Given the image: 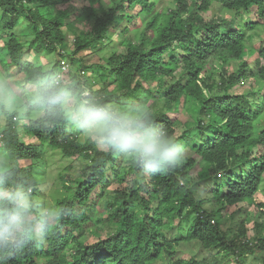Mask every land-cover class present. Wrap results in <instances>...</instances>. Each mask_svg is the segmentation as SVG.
Wrapping results in <instances>:
<instances>
[{
    "label": "trees",
    "instance_id": "1",
    "mask_svg": "<svg viewBox=\"0 0 264 264\" xmlns=\"http://www.w3.org/2000/svg\"><path fill=\"white\" fill-rule=\"evenodd\" d=\"M77 1L0 0V84L15 79L22 92L13 111L0 102V158L3 151L13 164L0 162V206L22 190L38 205L45 148L85 162L76 178L61 174L66 192L44 238L0 252V264H248L258 253L264 264V221L253 242L245 221L225 228L232 207L256 209L264 220V203L254 202L264 188V47L254 42L264 31V0H219L224 15L211 20L204 15L214 0H174L167 11L162 0ZM74 22L89 29L75 31L69 53ZM43 55L54 58L49 70L29 59ZM49 81L87 89L120 111L135 108L188 154L149 173L83 141L65 114L29 106L26 86ZM181 110L190 119L182 121ZM208 182L211 197L198 196ZM90 235L97 238L88 242ZM191 246L197 254L179 257Z\"/></svg>",
    "mask_w": 264,
    "mask_h": 264
},
{
    "label": "clouds",
    "instance_id": "2",
    "mask_svg": "<svg viewBox=\"0 0 264 264\" xmlns=\"http://www.w3.org/2000/svg\"><path fill=\"white\" fill-rule=\"evenodd\" d=\"M32 92L29 106L43 108L45 114L61 113L92 141L109 150H117L135 161L149 173L179 166L183 150L169 134L146 117L118 110L102 103L87 89L77 92L59 81L37 83L27 89ZM22 95L13 85L0 84V96ZM0 206V252L14 250L34 237L42 240L52 223L42 206L34 205L30 193H14L11 203ZM38 209L39 215L33 210Z\"/></svg>",
    "mask_w": 264,
    "mask_h": 264
},
{
    "label": "rangeland",
    "instance_id": "3",
    "mask_svg": "<svg viewBox=\"0 0 264 264\" xmlns=\"http://www.w3.org/2000/svg\"><path fill=\"white\" fill-rule=\"evenodd\" d=\"M77 2H84L83 0H78ZM68 6V5H67ZM67 6H58V9H65ZM176 6V2H174V0H162V4L160 6V8L165 9V11L170 10V9H174V7ZM222 5L221 2H219V0H214L213 3L210 6L209 11L204 15L206 20H211L213 18H217V17H221L222 15H224L223 10H222ZM76 9V8H75ZM43 11H46V9H43ZM46 14V12H44ZM0 15H1V10H0ZM253 14L250 15V18H252ZM248 18V16H247ZM27 20L22 21V24L24 25V27H27ZM73 26H71V32L67 31L68 29L64 28L65 32H68V37H67V47H68V52H72L73 48H74V39H75V31H78V33L80 32L81 29H89V26L83 23H77L74 22V24H72ZM124 26V25H123ZM20 32H18L19 34ZM121 37L120 35H114L113 39L114 41H117V39ZM256 45H260L264 47V31L260 32L259 36L255 37L254 40ZM248 52H252V49H249ZM247 56L249 57V53H246ZM30 60H32L34 63H37L38 65H43L45 70H49L50 68H52L53 66V61L54 58L53 56H46L43 55L40 58L39 57H29ZM254 59L251 58L249 61H253ZM70 65L68 64L67 67H69ZM217 72L220 73V65H217ZM77 68V67H75ZM83 73V72H82ZM22 78H19L18 81H20ZM10 84H12L15 89L18 90V86L17 84H15V79H12L10 81ZM3 85H5L3 83ZM252 85V82H244V84H240L239 87L235 88L234 91H238V92H243L245 89L250 88ZM31 86H26V89H28ZM113 89V88H111ZM257 91V89H255ZM184 102V99L182 100ZM0 102H4L7 110L8 111H13L15 110V106H14V102L12 100V97L8 98L6 96H0ZM181 108V107H180ZM20 110H27L28 108H24L22 107ZM35 117H40L41 113L38 114H34ZM177 115V114H175ZM179 117L182 121H187L189 118L188 114L186 112H184L183 110H181V112L179 113ZM28 122V119H22L21 120V125L26 124ZM6 120H5V116H0V128H3V126L5 125ZM262 126H264V120L262 122ZM80 131V130H78ZM179 131H183V129H180ZM80 138L84 141L87 138H89L86 134L81 133L79 134ZM26 141H29L28 138H26ZM30 141H33L32 139H30ZM1 145V142H0ZM98 146L101 149H106L107 147L105 146H101L98 144ZM184 155L188 154V148L184 151L183 153ZM1 155L2 157L0 158V162L1 164H4V166L6 165H11L13 166L12 162L5 156V153L3 151H1ZM192 156V154L190 155ZM188 156V157H190ZM43 157L45 158V164H43V171L45 176H41L42 178V184L40 186V200H37L38 205L42 206L44 205V209L45 211H47L49 213V217L51 218L52 221H54V217L56 216V208H55V202L57 199H62L64 196L63 194L66 192V190L63 188L62 186V180L60 179V176L63 172H69V175L72 178H76L79 174V172L81 171L82 166L85 164V162L82 159H77V158H66L63 156V153L59 150H54L51 148H45L43 150ZM30 162L28 161H24L23 164L24 165H28ZM207 183V182H206ZM201 185V184H200ZM212 189V184L210 182H208V184H204L203 186H198L197 188V195H203V196H207L211 197V195L209 194V190L211 191ZM263 191L258 193L255 196V200L254 202L256 204H260V203H264V188ZM208 192V193H207ZM30 194L34 193V192H30ZM206 194V195H205ZM0 199H2V196H0ZM35 201V200H34ZM36 203V201H35ZM40 203V204H39ZM47 206V208H46ZM236 208L232 207L229 211L228 214H226V220H225V228H227V230L230 231H235L237 230V227L239 226V224L244 223L245 221V226H246V232H247V237L248 240H250V242H253L254 239L256 238V230L258 229L257 224L263 222V216L261 217L260 214H256L258 213V211L256 209H249L247 207H243L241 209H238L237 211H235ZM264 211V209H263ZM234 213V214H232ZM234 215V216H233ZM232 234V233H231ZM102 236L104 237V232H102ZM97 237L96 236H89L88 242L89 241H93L95 240ZM194 247L191 246L187 247V249H181L180 253L178 255H180L179 257H184V255L186 254V258L191 257L192 254H197V252L199 250L197 249H193ZM211 254H215L214 252L212 253H208L207 256L209 257ZM261 254L258 256V258L254 259L253 256L247 257V263L248 264H263V261L261 259L262 253H258ZM257 254V255H258ZM204 256V255H203ZM202 256V257H203ZM225 264H234L232 262V259H229L225 262Z\"/></svg>",
    "mask_w": 264,
    "mask_h": 264
}]
</instances>
